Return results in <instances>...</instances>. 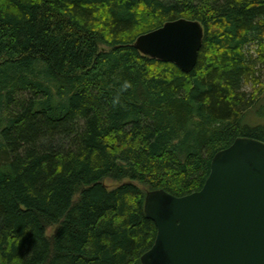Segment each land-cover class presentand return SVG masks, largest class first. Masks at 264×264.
<instances>
[{
  "label": "trees",
  "instance_id": "1",
  "mask_svg": "<svg viewBox=\"0 0 264 264\" xmlns=\"http://www.w3.org/2000/svg\"><path fill=\"white\" fill-rule=\"evenodd\" d=\"M179 18L204 28L189 73L134 46ZM261 72L264 0H0V264H142L147 191L264 141Z\"/></svg>",
  "mask_w": 264,
  "mask_h": 264
},
{
  "label": "water",
  "instance_id": "2",
  "mask_svg": "<svg viewBox=\"0 0 264 264\" xmlns=\"http://www.w3.org/2000/svg\"><path fill=\"white\" fill-rule=\"evenodd\" d=\"M203 39L199 21L179 18L140 35L134 46L189 73ZM144 210L158 231L142 264H264V141L236 138L213 156L201 190L180 197L147 191Z\"/></svg>",
  "mask_w": 264,
  "mask_h": 264
},
{
  "label": "rangeland",
  "instance_id": "3",
  "mask_svg": "<svg viewBox=\"0 0 264 264\" xmlns=\"http://www.w3.org/2000/svg\"><path fill=\"white\" fill-rule=\"evenodd\" d=\"M249 50L254 53V51L256 50L254 45H252L251 47H249ZM262 75V81L264 82V72L260 73ZM245 89L247 91H252L253 90V85L252 83H248L247 85H245ZM262 101L260 104H258L253 110L252 113L250 112L249 115L247 114L246 116V121L248 122H259L264 121V97H262ZM262 124V123H261ZM105 184L108 185L110 188H114L116 186H118L120 184V182L117 181H113L110 179L105 180ZM56 231V227L52 226L49 227L47 230L48 235H52L54 232Z\"/></svg>",
  "mask_w": 264,
  "mask_h": 264
}]
</instances>
